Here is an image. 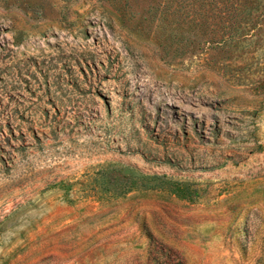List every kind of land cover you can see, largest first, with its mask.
Instances as JSON below:
<instances>
[{
    "label": "rangeland",
    "instance_id": "rangeland-1",
    "mask_svg": "<svg viewBox=\"0 0 264 264\" xmlns=\"http://www.w3.org/2000/svg\"><path fill=\"white\" fill-rule=\"evenodd\" d=\"M209 1L0 0V264H264V0Z\"/></svg>",
    "mask_w": 264,
    "mask_h": 264
},
{
    "label": "trees",
    "instance_id": "trees-1",
    "mask_svg": "<svg viewBox=\"0 0 264 264\" xmlns=\"http://www.w3.org/2000/svg\"><path fill=\"white\" fill-rule=\"evenodd\" d=\"M209 0H202V2H208ZM224 6H228L229 8L240 7L239 9H247L253 4H255L252 0H218ZM213 0L209 1L211 4Z\"/></svg>",
    "mask_w": 264,
    "mask_h": 264
}]
</instances>
